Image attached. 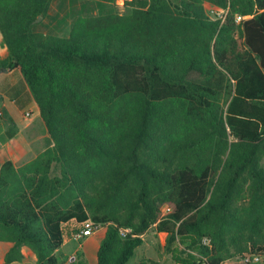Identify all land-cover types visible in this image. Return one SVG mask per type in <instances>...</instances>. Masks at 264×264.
I'll use <instances>...</instances> for the list:
<instances>
[{
	"label": "trees",
	"instance_id": "16d2710c",
	"mask_svg": "<svg viewBox=\"0 0 264 264\" xmlns=\"http://www.w3.org/2000/svg\"><path fill=\"white\" fill-rule=\"evenodd\" d=\"M51 2L0 0V73L49 141L0 168L2 264L23 247L58 264L71 220L104 227L96 264H126L150 229L175 264L264 253V0H131L66 36L36 31Z\"/></svg>",
	"mask_w": 264,
	"mask_h": 264
},
{
	"label": "crops",
	"instance_id": "0c3cea01",
	"mask_svg": "<svg viewBox=\"0 0 264 264\" xmlns=\"http://www.w3.org/2000/svg\"><path fill=\"white\" fill-rule=\"evenodd\" d=\"M91 1L92 0H90V2ZM77 8L81 11L79 9V4L77 5ZM52 9L53 5L51 2L47 16L40 22V24H38L40 27L39 29H36V31L42 34L66 36L69 32L70 25L64 33L65 35H61V31L64 30L60 26L62 23L59 22V25L56 23L57 20H61V17L57 18L54 16L51 13ZM47 18H49L48 21ZM7 56L8 52L2 43V37L0 34V59H5ZM0 112V168L8 160H11L16 167H19L37 156L49 146L48 136L41 120L39 119L37 106L32 100L28 87L22 80L20 73L16 70L0 73ZM89 223V221L78 223L75 220H71L65 224L64 228L70 231L68 239H71L70 235L73 231L83 228ZM102 231L103 236L105 229ZM65 243L66 238L64 236L62 246H64ZM11 246L12 244L9 242H0V264L3 263L4 256ZM21 252L24 256L23 260L14 264H25L26 257L30 260L27 264H36V257L29 248L23 247ZM71 258L74 259L73 262L75 261V257L69 256L66 259L67 262L65 264L72 263ZM78 262L80 263V261ZM142 263L158 264L147 256L138 255L137 264Z\"/></svg>",
	"mask_w": 264,
	"mask_h": 264
},
{
	"label": "rangeland",
	"instance_id": "374dc122",
	"mask_svg": "<svg viewBox=\"0 0 264 264\" xmlns=\"http://www.w3.org/2000/svg\"><path fill=\"white\" fill-rule=\"evenodd\" d=\"M126 1L131 0H116L115 5L104 6L96 4L93 0L91 2L90 0H52L53 9L51 13L57 18L61 17V20H57L56 23H58L57 25H59V22L62 23L60 26L64 30H62L60 34L65 35L64 33L67 28L69 25L71 26L72 21L78 15H98L109 11H116L119 14H125L129 11L124 5ZM78 4L81 11L77 8ZM48 20L49 18H47V21ZM39 27L40 26L37 25L36 29H39ZM102 230H104V227H99V230L93 232L91 236L82 238L77 242L68 239L70 231L65 228L66 243L56 252L58 264H65L67 262L66 259L69 256L75 257V261H72V263L69 264H96V250L101 240L103 233ZM160 239L161 236L153 229H150L143 236V244L137 249L135 255L129 259L127 264H137L138 255L147 256L158 264H175L169 255L161 254ZM240 257L241 256L235 257L231 262H235L234 264L243 263ZM78 261H80V263ZM29 262V258L26 257L25 264ZM260 264H264V260Z\"/></svg>",
	"mask_w": 264,
	"mask_h": 264
},
{
	"label": "built area",
	"instance_id": "2783aa9c",
	"mask_svg": "<svg viewBox=\"0 0 264 264\" xmlns=\"http://www.w3.org/2000/svg\"><path fill=\"white\" fill-rule=\"evenodd\" d=\"M124 1V0H122ZM239 20V18H237ZM1 116V112H0ZM168 207L163 208V214L168 212ZM99 230V226H94L91 222L76 231H73L70 235L71 240L80 241V239L92 235L93 232ZM241 261L246 264H260L264 260V253H247L240 257ZM74 259L71 258V261Z\"/></svg>",
	"mask_w": 264,
	"mask_h": 264
},
{
	"label": "water",
	"instance_id": "95a60500",
	"mask_svg": "<svg viewBox=\"0 0 264 264\" xmlns=\"http://www.w3.org/2000/svg\"><path fill=\"white\" fill-rule=\"evenodd\" d=\"M40 20V18H38V21Z\"/></svg>",
	"mask_w": 264,
	"mask_h": 264
}]
</instances>
